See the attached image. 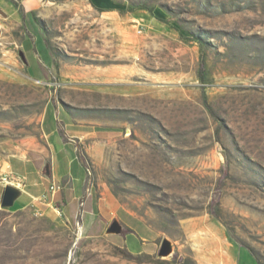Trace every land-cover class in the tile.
I'll return each instance as SVG.
<instances>
[{"label":"rangeland","instance_id":"rangeland-1","mask_svg":"<svg viewBox=\"0 0 264 264\" xmlns=\"http://www.w3.org/2000/svg\"><path fill=\"white\" fill-rule=\"evenodd\" d=\"M112 1L0 0V148L55 128L79 196L0 208V264H264V0Z\"/></svg>","mask_w":264,"mask_h":264},{"label":"crops","instance_id":"crops-1","mask_svg":"<svg viewBox=\"0 0 264 264\" xmlns=\"http://www.w3.org/2000/svg\"><path fill=\"white\" fill-rule=\"evenodd\" d=\"M95 3L102 7H110L113 5L112 0H94ZM39 41V40H38ZM42 45V43H40ZM34 51L35 47L30 46ZM44 55L47 57V51L42 45ZM36 58V56H34ZM29 69L31 66L29 65ZM42 69V73H43ZM55 128L47 131L50 135L52 147L48 152L38 150L24 151L21 153H9L0 148V208H3V197L5 190L13 178H18L23 181L22 186L14 185L18 191L14 199L13 205L10 207L23 208L30 205L44 204L45 196H50V186L54 184L60 185V190L56 192L54 197L49 198L57 202L63 201L64 208L72 212L76 204L77 195H69L67 186L63 184L64 178L67 176V156L68 143L63 136L57 132ZM52 155L54 158L48 162L47 155ZM75 185V184H74ZM221 246V245H220ZM232 250V249H231ZM229 254V250H218L217 256L223 259Z\"/></svg>","mask_w":264,"mask_h":264},{"label":"water","instance_id":"water-1","mask_svg":"<svg viewBox=\"0 0 264 264\" xmlns=\"http://www.w3.org/2000/svg\"><path fill=\"white\" fill-rule=\"evenodd\" d=\"M18 191L11 185L8 186L5 190L4 197H3V206H11L14 203V199L17 196ZM118 228L117 222H113L110 230H116ZM171 253V243L169 240L164 239L162 242V246L160 249V254L161 255H167Z\"/></svg>","mask_w":264,"mask_h":264},{"label":"built area","instance_id":"built-area-1","mask_svg":"<svg viewBox=\"0 0 264 264\" xmlns=\"http://www.w3.org/2000/svg\"><path fill=\"white\" fill-rule=\"evenodd\" d=\"M10 185L14 186V185H17V186H22L23 185V181L21 179H18V178H13L12 181H10L9 183ZM60 185H56V184H52L50 186V196L46 195L45 196V199L46 200H49V198H52L54 197V195L56 194L57 191L60 190ZM52 200V199H51ZM58 213L59 214H62V210L58 208Z\"/></svg>","mask_w":264,"mask_h":264},{"label":"trees","instance_id":"trees-1","mask_svg":"<svg viewBox=\"0 0 264 264\" xmlns=\"http://www.w3.org/2000/svg\"><path fill=\"white\" fill-rule=\"evenodd\" d=\"M42 67V66H41Z\"/></svg>","mask_w":264,"mask_h":264}]
</instances>
